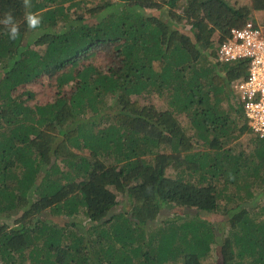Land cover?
Segmentation results:
<instances>
[{
  "label": "trees",
  "instance_id": "obj_1",
  "mask_svg": "<svg viewBox=\"0 0 264 264\" xmlns=\"http://www.w3.org/2000/svg\"><path fill=\"white\" fill-rule=\"evenodd\" d=\"M245 1L0 0L2 264H203L215 239L198 211L239 230L220 264H264V221L244 219L264 193V141L240 146L249 130L229 119L248 62L215 55L264 15ZM120 198L129 209L111 214ZM176 206L188 211L153 227Z\"/></svg>",
  "mask_w": 264,
  "mask_h": 264
},
{
  "label": "built area",
  "instance_id": "obj_2",
  "mask_svg": "<svg viewBox=\"0 0 264 264\" xmlns=\"http://www.w3.org/2000/svg\"><path fill=\"white\" fill-rule=\"evenodd\" d=\"M254 20L230 29L215 55L219 63L248 62L244 80L236 81L232 90L250 133L264 141V20Z\"/></svg>",
  "mask_w": 264,
  "mask_h": 264
},
{
  "label": "rangeland",
  "instance_id": "obj_3",
  "mask_svg": "<svg viewBox=\"0 0 264 264\" xmlns=\"http://www.w3.org/2000/svg\"><path fill=\"white\" fill-rule=\"evenodd\" d=\"M239 1L241 3L246 2L245 0H239ZM66 6H67V4H65L64 7H66ZM109 10H108V12H112L113 8H111V9L109 8ZM68 13H69V18L74 20L75 16H76L75 10L72 9V10L68 11ZM253 17L257 18L259 21H263L264 20V15L254 14ZM98 20H99V16L96 17V18L95 17L94 18L85 17L83 19V21L85 23L88 22L89 24H91L93 21L96 22ZM33 35L37 36L38 32L33 30L32 35L29 36V39H31L33 37ZM96 57H98L99 59H102V58H104V55H102V54L99 55L98 54V56H96ZM232 85H231V87H232ZM28 88H30V86ZM53 93H54L53 90H48V89H46V91H43V92L37 90V94H38L37 98L39 99V101L46 102V101H48V100H50L52 98ZM233 95H234V98L236 99V95L234 94V92H233ZM225 105L226 104L224 102H222L221 107H225ZM237 111H238L237 114H239V115H236V113L233 114L232 112L229 113V119H230V121H232V123H233L232 125H234L235 122H238V125H240L242 123V121H243L245 123L246 127H247V121L245 119H242V115L240 113L239 108H238ZM182 124H184V123H182ZM233 134H235V132H233ZM253 137L254 136L249 131L248 133L237 135L234 140L240 146H244L245 147L247 142H248V140L253 138ZM190 142H191V144H193L195 152H204V151L207 150L205 147H202L200 145L199 146L195 145L197 140H195L194 137L190 140ZM169 173H171V172H169ZM172 176H174V173L172 174ZM259 193H260L259 190H255L251 194H252V197L253 196L255 197V196L259 195ZM259 197H262V198H258L256 200L257 204L256 203H252V204L248 205V203H247V205H248V207L250 209L249 210L247 209L248 213H245L244 219L249 220L252 217L256 216V220L254 222L257 223L258 221H261V220L264 221V211L260 207V206L264 205V193H263L262 196L259 195ZM247 202H249V201H247ZM219 203L221 204V201L218 202V204ZM128 209H129V207H128V203L126 202V200L124 198L123 199L120 198L119 205L115 209L112 210L111 214L122 213V212L127 211ZM186 210L187 209H183L182 210V207H178V206H176L175 208H169V207L163 208L160 211V213L158 214V216L156 218V221L154 222V226L153 227H156L157 224H161V223H163L164 221H166L168 219L169 220L175 219L177 217L176 216L177 214L182 213V211H186ZM261 210H262V212H260ZM194 211L195 210L192 209V212H194ZM197 213H199V215H197ZM197 213H196V220L199 221V222H204L205 223V225H204L205 228L212 230L213 237L215 239V241H212V243L210 244V246L208 248V251H206V254H205V256L202 259V263L203 264H220L221 263V260H220V249L222 247L221 245L224 243L223 241L225 239H228L230 241V243L233 244L234 240L236 241L237 237H235L232 234H240L239 230H238V228H235L233 230L229 229L230 227H229L228 224L223 225V224H225V223H227L229 221L230 217H226V216H222V215L219 216V215H215V213H206V212H200V211H198ZM194 214L195 213H193L192 215H194ZM242 219L243 218H241L240 221H242ZM212 232H211V235H212ZM237 247L238 246H234L233 249L236 250ZM92 253L93 252H91L90 254H92ZM95 260H96V258H95ZM240 261H241L242 264H248L250 262V259L245 256ZM237 262H239L238 259L236 260V263ZM0 264H2V263L0 262ZM176 264H182V263L178 262Z\"/></svg>",
  "mask_w": 264,
  "mask_h": 264
},
{
  "label": "clouds",
  "instance_id": "obj_4",
  "mask_svg": "<svg viewBox=\"0 0 264 264\" xmlns=\"http://www.w3.org/2000/svg\"><path fill=\"white\" fill-rule=\"evenodd\" d=\"M24 4H25L26 7L30 6L29 0H24ZM26 19H27V23H28L29 28L35 29L40 24L39 18L36 17L35 15L31 14V13H29L27 15ZM2 23L5 26H10L9 27V32H10V36H11L12 39H15L19 35L18 27L15 24L14 19H13L12 15L10 13L6 14V17L2 21Z\"/></svg>",
  "mask_w": 264,
  "mask_h": 264
}]
</instances>
